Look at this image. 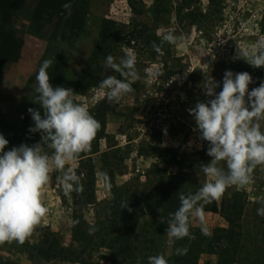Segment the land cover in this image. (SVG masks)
<instances>
[{"label":"rangeland","instance_id":"obj_1","mask_svg":"<svg viewBox=\"0 0 264 264\" xmlns=\"http://www.w3.org/2000/svg\"><path fill=\"white\" fill-rule=\"evenodd\" d=\"M76 1L61 0L40 35L32 22L38 0H26L11 23L12 35L22 41L17 56L11 41L6 43L10 35L0 37V56L6 57L0 58V133L9 141L6 150L41 142L39 132H29L34 122L28 109L43 117L35 89L45 60L52 61L48 73L52 66L57 72L53 87L71 88L74 101L98 121L96 135L103 132L66 165L81 178L83 191L66 197L53 173L43 188L47 214L23 244H0V264H148L156 255H174L170 264H264V217L257 215L264 206V165L254 169L248 185L230 186L219 201L204 206L210 237L191 219L196 243L170 237V216L157 206L167 194L180 203L181 194H194L210 179L201 171L211 159L208 143L188 111L211 99L204 95V80L222 82L232 70L251 74L249 90L264 81V68L236 58L237 48L251 50L264 37V0H87V22L71 35L63 5ZM5 28L2 33H9ZM158 31H172L177 43H164L156 52ZM129 51L140 79L120 102L108 101L99 84H76L82 73L90 80L121 79L104 62L111 55L118 63ZM177 249H187L191 261Z\"/></svg>","mask_w":264,"mask_h":264},{"label":"clouds","instance_id":"obj_2","mask_svg":"<svg viewBox=\"0 0 264 264\" xmlns=\"http://www.w3.org/2000/svg\"><path fill=\"white\" fill-rule=\"evenodd\" d=\"M63 8L71 14L70 3H65ZM157 35L160 45L153 43L156 52H160L164 43L175 45L178 40L172 31H158ZM236 58H243L255 68H264V37L251 50L237 48ZM136 62L131 51L118 63L111 55L106 57L104 68L122 77L106 76L100 82L99 88L104 90L108 101L120 102L133 92L132 84L140 79ZM51 65V60H45L36 75L35 91L39 94L38 104L44 110L43 117L39 110L28 109L34 122L29 132H39L41 142L6 150L9 141L0 133V244L12 241L23 244L41 223L48 212L42 201L43 188L53 173L66 197L70 198L74 191H83L81 178L66 165L90 150L100 125L86 107L74 101L71 88L52 86L47 71ZM148 75L156 77L158 73ZM252 83L253 78L247 71L226 70L222 82L210 76L202 88L204 95L211 99L188 109L199 138L208 143L207 155L211 159L201 166V171L210 179L194 194L179 196L180 207L170 214L166 230L174 240L192 238V218L198 220L202 235L210 237L204 206L219 201L230 186L248 185L254 169L264 165V81L249 90ZM164 132L167 134V129ZM45 148L52 150V154L44 151ZM221 162L226 164V170ZM257 215L264 217V206L257 209ZM93 231L91 228L90 234ZM186 252L187 249L176 250L178 255ZM148 264L168 262L164 256L156 255L148 257Z\"/></svg>","mask_w":264,"mask_h":264},{"label":"trees","instance_id":"obj_3","mask_svg":"<svg viewBox=\"0 0 264 264\" xmlns=\"http://www.w3.org/2000/svg\"><path fill=\"white\" fill-rule=\"evenodd\" d=\"M25 1L26 0H0V37H3L2 35H4V36L10 35L8 37V39H6V43H8V40L11 41L10 46L14 52L13 55H15V56H17L21 50L22 41L20 40L19 43H17L18 38H16V36H13L11 33L13 31L12 26H11L12 17L18 10L23 8ZM60 4H61V0H38L37 5L34 8L33 13H32V22L35 25V31L40 33V35H42L43 29L46 28L47 24L49 22H52L54 20L55 16L58 14L59 9H60ZM88 5H89V3L87 0H78L71 5V14L69 15L67 13V16H66V18L69 21L67 24L68 26L64 25V27L68 30V32L71 35L76 34V31H78L79 28H83L85 26V23L87 22L86 18H87V14H88ZM7 26H10V28H7ZM4 27H6L5 28L6 30L8 29L9 33H7V34L2 33L3 31H5ZM105 30L107 31L109 29L107 27H105ZM104 35H107V33L104 32ZM2 49L5 50V47ZM0 58L5 59L6 57L2 55V56H0ZM54 70L55 69H53V66H52L51 70L48 73V75L50 77V83L52 81V78L57 76V74H56L57 72ZM80 76L81 77L78 78V81H76V84L82 85L84 88H88L91 85H98L101 82L98 79L97 80H90L83 73ZM0 121L3 122V119L0 118ZM102 134H103V132L96 135V139L98 140L99 138H101ZM94 146H96V144H94ZM171 198L169 200L168 194H167V195H165V198H161V200H159V202H158L157 206L159 207V209L162 210V213L165 216H167V215L170 216L171 213H174L180 207V203L179 202L176 203L178 199H174L173 196H171ZM174 200H175L174 204H176V205L172 206V202ZM163 224H165V223H163ZM194 234L191 233V236H192L191 239L188 237H185L188 244L190 242L196 243L195 242L196 240H194V238H193ZM195 246L197 248V246H200V244H196ZM193 248H194V244H193ZM183 255L185 257H187L186 259L188 261H191L192 257L190 254L187 255V253H186ZM173 256L168 257V259L165 258L167 260L168 264L171 263L172 259L175 260V257H173Z\"/></svg>","mask_w":264,"mask_h":264}]
</instances>
